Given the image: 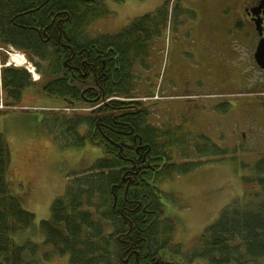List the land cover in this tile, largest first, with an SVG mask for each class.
<instances>
[{"label": "trees", "instance_id": "16d2710c", "mask_svg": "<svg viewBox=\"0 0 264 264\" xmlns=\"http://www.w3.org/2000/svg\"><path fill=\"white\" fill-rule=\"evenodd\" d=\"M169 4L164 0L118 33L92 35L90 26L108 14L104 0H0V116L18 109L26 90H39L61 100L60 108L72 110L67 117L54 107L63 116L51 118L65 148L90 145L105 155L68 178L64 197L53 202L50 219L40 222L43 245L51 248L40 255L39 244L15 241L31 228L35 216L10 190V154L0 135V264H40V259L63 256L69 264H170L159 252L180 253L173 244L175 224L164 215L157 186L207 163H237L243 145L242 129H232L238 145L229 151L204 136L193 147L181 127L149 124V108L134 94L135 69H148L153 40L180 13L175 5L170 12ZM8 48L24 54L39 80L33 81L23 67L5 66ZM215 109L229 112L227 103ZM174 146L180 163L174 161ZM261 157H255L252 167L240 163L241 169L251 170V175L239 177L241 196L204 230L198 238L202 249L190 260L257 264L264 258Z\"/></svg>", "mask_w": 264, "mask_h": 264}, {"label": "rangeland", "instance_id": "374dc122", "mask_svg": "<svg viewBox=\"0 0 264 264\" xmlns=\"http://www.w3.org/2000/svg\"><path fill=\"white\" fill-rule=\"evenodd\" d=\"M236 1L239 3L234 6L227 7L224 3L219 7L217 0H177L180 13L171 17L161 36L153 40L147 59L148 69L138 66L135 69V96L152 97L157 93L163 97L160 101L143 102L150 111L149 124L181 127V134L190 135L193 147L201 143L204 136L220 148L233 151L238 145V133L232 129H243L241 117L237 121L231 113L223 114L215 109L225 102L211 97L212 88L205 82L211 81L214 73L200 63L206 60L201 59V55L207 54L208 35L230 29L235 17H240L242 3ZM104 3L108 14L90 26L92 35L118 33L135 18L154 12L164 0H104ZM8 54H11L10 59ZM8 54L7 64L18 65L12 56L19 53ZM29 69L33 72L31 67ZM183 72L191 73L190 85L179 77ZM34 76L37 77L35 73ZM62 105L58 98L29 89L18 109L0 116V135L10 154L7 174L10 190L22 207L35 216L31 228L19 233L15 241L22 244L29 239L39 244L40 255L51 251L43 245L40 222L50 219L51 206L56 199L64 197L68 178L90 169L98 159L105 157L99 148L90 145L65 148L58 140L60 129L53 132L51 118L63 115L52 108ZM85 132L82 127L81 135ZM177 148L174 146L172 152L174 161L180 163L183 159ZM261 155L264 159V150L252 148L249 152L242 146L237 153V163L232 160L207 163L189 174L173 175L168 181L159 183L164 215L175 224L173 244L181 248L180 253L161 250L159 256L163 262L208 264L200 258L190 260L193 253L202 249L198 238L216 222L226 206L241 196L239 177L251 175V170L241 169L240 163L252 167L258 161L255 157ZM40 264H69V257H54L48 262L40 259ZM257 264H264V258Z\"/></svg>", "mask_w": 264, "mask_h": 264}, {"label": "flooded vegetation", "instance_id": "af4514ba", "mask_svg": "<svg viewBox=\"0 0 264 264\" xmlns=\"http://www.w3.org/2000/svg\"><path fill=\"white\" fill-rule=\"evenodd\" d=\"M240 2V17H235L230 29L208 35L207 54L201 55L206 60L200 63L214 73L205 82L212 88L211 97L227 103L234 120L241 117L243 148L264 150V0ZM224 3L231 7L239 2L217 0L219 7ZM179 77L190 85V72Z\"/></svg>", "mask_w": 264, "mask_h": 264}, {"label": "bare ground", "instance_id": "6f19581e", "mask_svg": "<svg viewBox=\"0 0 264 264\" xmlns=\"http://www.w3.org/2000/svg\"><path fill=\"white\" fill-rule=\"evenodd\" d=\"M12 59H15V60L17 61L18 65H22V64L25 63V60H24V58H23L22 56H13ZM30 67L33 68V72H32L33 75H34V73H35L36 76H37L35 79H38L39 76H38V74L35 72L34 67H33V66H30ZM34 77H35V76H34ZM64 115H66V116H70V115H72V114H71V112H65Z\"/></svg>", "mask_w": 264, "mask_h": 264}, {"label": "built area", "instance_id": "2783aa9c", "mask_svg": "<svg viewBox=\"0 0 264 264\" xmlns=\"http://www.w3.org/2000/svg\"><path fill=\"white\" fill-rule=\"evenodd\" d=\"M65 112H70L72 111L71 109H64Z\"/></svg>", "mask_w": 264, "mask_h": 264}, {"label": "crops", "instance_id": "0c3cea01", "mask_svg": "<svg viewBox=\"0 0 264 264\" xmlns=\"http://www.w3.org/2000/svg\"><path fill=\"white\" fill-rule=\"evenodd\" d=\"M142 98V97H141Z\"/></svg>", "mask_w": 264, "mask_h": 264}]
</instances>
